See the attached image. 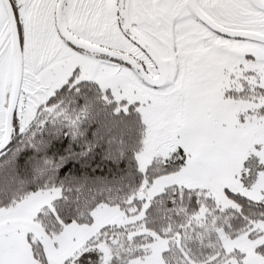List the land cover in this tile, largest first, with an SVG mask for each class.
Returning <instances> with one entry per match:
<instances>
[{"label":"snow or ice","instance_id":"1","mask_svg":"<svg viewBox=\"0 0 264 264\" xmlns=\"http://www.w3.org/2000/svg\"><path fill=\"white\" fill-rule=\"evenodd\" d=\"M0 221V264H264V0H0Z\"/></svg>","mask_w":264,"mask_h":264},{"label":"crops","instance_id":"2","mask_svg":"<svg viewBox=\"0 0 264 264\" xmlns=\"http://www.w3.org/2000/svg\"><path fill=\"white\" fill-rule=\"evenodd\" d=\"M35 207H37V204L34 203V204L30 205L28 208H26L24 211L17 213L13 216H9L7 218V223H9L11 225H20V226H23L25 228H31L33 231L37 232V234L43 236L42 228H40V226L37 223H33L31 220V215L33 214L32 210ZM109 215H112V214H109ZM3 223H4L3 221H0V226H2ZM154 257H156V258L153 259V262H152L153 264H162V261L158 260L156 255H154ZM138 259H140V258H138ZM148 259L149 258H147V260Z\"/></svg>","mask_w":264,"mask_h":264},{"label":"rangeland","instance_id":"3","mask_svg":"<svg viewBox=\"0 0 264 264\" xmlns=\"http://www.w3.org/2000/svg\"><path fill=\"white\" fill-rule=\"evenodd\" d=\"M158 146V141H153V144H152V147L153 148H156ZM159 147H163V145H159ZM112 215H109L108 214V218L109 219H117L119 220L120 218L118 216H112ZM32 224V223H31ZM42 234H43V231H42ZM39 235V234H38ZM45 241H47V237H43ZM66 240V243H70V240L68 239V237L65 238ZM165 246V241L159 237H157V239L154 241V247L156 248V252L154 255L157 256L158 260H160V257H159V251ZM154 255L152 257H148V261H149V264H153V259H155L156 257H154ZM147 259V258H146ZM137 260H140L137 258ZM141 264H143V261H141Z\"/></svg>","mask_w":264,"mask_h":264},{"label":"trees","instance_id":"4","mask_svg":"<svg viewBox=\"0 0 264 264\" xmlns=\"http://www.w3.org/2000/svg\"><path fill=\"white\" fill-rule=\"evenodd\" d=\"M37 224H38V223H37ZM38 225H39V224H38ZM149 234H151V233H149ZM131 235H133V233H130V236H131ZM137 258H139V257H137Z\"/></svg>","mask_w":264,"mask_h":264}]
</instances>
